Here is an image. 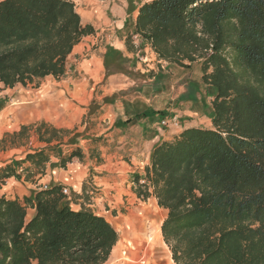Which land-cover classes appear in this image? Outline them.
I'll list each match as a JSON object with an SVG mask.
<instances>
[{
  "label": "trees",
  "instance_id": "obj_1",
  "mask_svg": "<svg viewBox=\"0 0 264 264\" xmlns=\"http://www.w3.org/2000/svg\"><path fill=\"white\" fill-rule=\"evenodd\" d=\"M134 9L123 26L127 51L146 43L158 61H200L191 100L211 120L155 143L143 177L133 178L136 195L166 210L160 233L175 264H264V0H147L128 7L129 16ZM94 33L74 0H0V83L61 77L73 47ZM105 48L106 76L128 74L132 60ZM34 131L46 145L0 166V187L12 176L36 181L52 156L61 168L82 158L50 144L67 130L41 122ZM63 187L0 196V264L108 261L117 230L90 208H72Z\"/></svg>",
  "mask_w": 264,
  "mask_h": 264
},
{
  "label": "crops",
  "instance_id": "obj_2",
  "mask_svg": "<svg viewBox=\"0 0 264 264\" xmlns=\"http://www.w3.org/2000/svg\"><path fill=\"white\" fill-rule=\"evenodd\" d=\"M86 1L89 3L88 10L84 13L76 11L82 23L92 25L94 30L100 17L92 10L96 11L101 7L110 6V9L113 10L116 7L115 10L124 14L122 20L115 25L118 31H113L114 25L111 21L103 22L109 31L105 41L106 46L113 47L132 60L128 63L133 68L141 69L146 66L151 68L152 65L158 64L156 54L146 43H141L142 48L136 49L135 52L127 51L126 33L123 26L127 18L135 20L136 9L129 16L128 6L124 7L125 3L121 5L108 3L107 5L108 0ZM129 3L131 1L128 5ZM88 36H84L73 47L66 60L65 73L61 77L54 78L47 75L31 83L17 84L13 87L0 83V139L36 121L51 124L57 129L76 127L72 133L68 134L67 139L62 137L61 140H53L50 144H58L63 155L73 149H78L83 155L81 159L73 157L66 169L58 165L52 166V162L58 163V158L52 157L45 166L44 174L40 178L36 177V181L25 180L23 176L19 178L12 176L0 187V196L22 200L24 196L30 194V190L42 188L43 184H62L74 195L84 197V194L91 193L89 185L101 194L100 200L106 203V207L117 209L118 212L113 217L119 219L133 209L142 208L134 205L136 201L145 203V200L141 201L142 198L138 197L134 191L133 178L136 174L143 177L144 169L149 165L153 145L183 128L210 127L211 120L203 113L199 104L191 100L193 90L190 84L194 79L186 75L191 65L180 67L165 62L167 70L171 66H176L181 70L180 73H183L175 78L172 86L151 85L154 74L157 73L154 71L148 79L150 84H146L145 87L141 86L131 98L114 97V88H112L110 93L104 95L109 99L108 102L104 103L95 118L91 119L94 120V125L83 123L78 126L87 109V102L94 96V91L102 87L103 81H110L111 84L118 81V73L107 76L105 74L103 55L106 46L89 51V47L82 42ZM138 42L140 43V40ZM141 55L143 62H138L136 57L138 59ZM151 61L153 64L150 65ZM145 70L148 71V69ZM166 90L168 93H165ZM195 95L198 98L200 96L198 93ZM162 112L165 115H162ZM172 119H175L176 124L171 123ZM161 120L168 123L160 125ZM173 125H178V128L174 129ZM83 131L84 134H81L80 132ZM32 138L38 142L36 136ZM39 144L35 149L46 145L41 141ZM27 152H32V150H27L21 159ZM2 156L3 151L0 150V166L12 161V159L5 160ZM89 198L93 199L92 196ZM146 199L152 200L157 205L153 196ZM70 205L74 209L90 208L108 220L106 211H100L94 209L93 205L81 203V198L70 201ZM120 209L124 212H120ZM29 211L31 215L32 210ZM162 257L161 264H170V262L175 264L170 259L166 261L163 254ZM123 264H126L125 261Z\"/></svg>",
  "mask_w": 264,
  "mask_h": 264
},
{
  "label": "rangeland",
  "instance_id": "obj_3",
  "mask_svg": "<svg viewBox=\"0 0 264 264\" xmlns=\"http://www.w3.org/2000/svg\"><path fill=\"white\" fill-rule=\"evenodd\" d=\"M129 1H131V3H129V5H128ZM141 1H147V0H108L107 5H108V3H110V4L118 3L119 5L125 3L126 6H124V7L127 8V6L130 7L131 5H138ZM74 3H75L76 10L78 12L84 13L86 10H88L87 6H89V3H87L86 0H75ZM98 4L102 5L101 3H98ZM115 8L112 10V9H110V6H108V7L104 6V8L101 7V8H99V10L98 9L96 11L92 10V12L94 14L99 15L100 19L97 22L95 33L92 35H89L88 37H86L82 41L86 45V47H89V51L94 50V49L97 50L99 47L106 46L107 42H105V41L108 37L109 31L106 29V27L103 23L105 20L111 21V23L114 25L113 31H118V28L115 27V25L118 22H120V20H122V17L124 16V14H123V12H118V10H115ZM136 60H138V62H143V61H140L139 59H137V57H136ZM149 63H150V65L153 64L152 61ZM200 63H201L200 61H197L195 64H191V66L188 70V74H186L187 77L193 78L196 81H198L200 79V76H199L201 74V64ZM152 66L153 67H151V68L149 66L142 67V68H144V70H142V68L136 69V68H133L129 63H126L125 67L127 69L126 71L128 72V74L116 72V73H118L117 74L118 75L117 76L118 81L112 82V84L110 83V81H103L102 87L96 89L94 91V96H93L92 100L87 102V105H86L87 109L85 110V114L83 115V117L80 121V124H78V126H81L83 123H86V125H88L89 123L94 125L95 122H94V120H91V119L95 118L96 113H98V111L100 110V107L103 106V104H104V102H103L104 95L110 93L112 91V88H114V92H113L114 97L124 96L127 98H131L132 96H134L137 93L138 89L141 86L145 87L146 84H150V82H148V79L151 78L150 74H152V72L154 74V71H157V73L154 74L155 77L152 80L153 82H151V85L153 84L154 86H158V85L172 86L171 84L175 80V78H178L183 74V73H180L181 70H179L176 66H171V68L167 70L165 63H162V64L158 63V64H154ZM145 69H148V71H146ZM116 73H111V74H116ZM105 74H106V70H105ZM165 93H168V90H166ZM40 123H41L40 121H36V122L30 123V124L24 125V126H28V127L31 125V127H29L28 130H26L22 136L15 137V138H12L11 134H7L6 136H3L2 138H4V141L0 143V150L3 151L2 158L5 160L6 159L21 160L22 155L27 150L33 151L35 149V147H38V145H40L39 144L40 141L38 140V142H37L33 138L31 139V137L32 136L37 137L34 129ZM177 124L179 125L180 123L178 122ZM178 125L177 126L173 125V128L177 129ZM49 126H52V125L49 124ZM74 129H76V127L71 128V129H65L68 131V133L61 134V136L65 137L67 139L68 134L72 133ZM179 131H181V130H178V131L172 133L171 135H169V137L167 139H170L173 135L177 134ZM80 133L84 134V131L80 132ZM52 157L54 158V156H52ZM69 163H67L65 169L68 167ZM53 170H54V168H53ZM88 187H89V189H90L89 191H91V193H87V195L84 194V197H82V196L75 197L74 194L68 189L67 196H68L69 200L74 201L75 199L81 198V203H85V205L86 204L93 205L92 207L94 209H98L100 211H106V215L108 216V220L111 222L113 227L115 229H117L119 239L111 251V254H110L111 256L109 257L110 258L109 261H107V263H105V264H123L124 261L126 264H130L129 260L128 261L125 260L130 255V253L128 252L129 245L125 239V236L121 235L122 231L117 227L118 219L113 217L115 214H117L116 213V212H118L117 209L111 208L110 206L106 207V203H104L102 199L100 200L101 194H99V192L96 191L91 186L88 185ZM88 195H89V197L92 196L93 199L91 200L88 197ZM140 200L141 201L145 200L144 201L145 203L144 204L138 203L136 201L134 205H139L142 208L147 209L149 211L148 214L150 215V217L145 221V224L147 225L148 228H151V224L153 223V220L155 221L156 230H159V234H160L159 236H160V240H161L160 241L161 252L164 256V259L166 261L167 260L169 261V259L171 258L170 252H169L168 247L164 244L162 237H161V233H160V225L166 216V210L158 207L155 203L152 202V200L151 201H148L147 199H140ZM136 209L131 210L129 214L122 216L120 218L127 217L128 215L132 214L133 212H140V210H141L140 207L136 208ZM119 211L122 212L123 209L122 210L120 209ZM28 212H30V211L28 210ZM122 260H124V261H122ZM170 264H172V263L170 262Z\"/></svg>",
  "mask_w": 264,
  "mask_h": 264
},
{
  "label": "bare ground",
  "instance_id": "obj_4",
  "mask_svg": "<svg viewBox=\"0 0 264 264\" xmlns=\"http://www.w3.org/2000/svg\"><path fill=\"white\" fill-rule=\"evenodd\" d=\"M140 209V212H133L117 221V227L122 231L121 235L125 236L129 245V259L125 260H129L130 264H161L163 257L159 230H156L154 220L151 228L147 227L145 221L150 217L149 211Z\"/></svg>",
  "mask_w": 264,
  "mask_h": 264
},
{
  "label": "built area",
  "instance_id": "obj_5",
  "mask_svg": "<svg viewBox=\"0 0 264 264\" xmlns=\"http://www.w3.org/2000/svg\"><path fill=\"white\" fill-rule=\"evenodd\" d=\"M138 40H139V39H138L136 36H133V42H134V44H135L136 46L139 45ZM137 49H139V47H137ZM138 59H139L140 61H143V56H142V55L139 56ZM158 63H161V64H162V63H165V62H163V61H158ZM161 67H162V66H161ZM167 123H168V122L165 121V120H161V121H160V125H166ZM171 123L176 124L175 119H172V120H171ZM46 187H47L46 184H43V185H42V188H46ZM61 191H62V193L65 194V195L68 194V188H67V187H63Z\"/></svg>",
  "mask_w": 264,
  "mask_h": 264
}]
</instances>
